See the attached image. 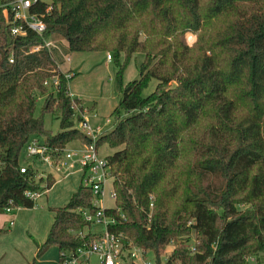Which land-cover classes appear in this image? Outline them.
<instances>
[{"label":"trees","instance_id":"obj_1","mask_svg":"<svg viewBox=\"0 0 264 264\" xmlns=\"http://www.w3.org/2000/svg\"><path fill=\"white\" fill-rule=\"evenodd\" d=\"M34 10L41 35L12 36L0 18V213L34 207L24 193L54 182L36 177V160L19 171L31 136L54 157L70 141L89 142L78 128L86 104L68 93L75 74L60 71L44 46L64 40L68 52L109 53L114 67L113 125L95 147L113 150L104 159L114 206L104 212L122 247L149 250L154 264H246L264 252V0H49ZM134 54L143 56L137 76L124 83ZM47 114L58 131L45 126ZM82 180L64 205L48 208L46 237L22 264H38L50 246L61 261L97 236L79 235L90 225L76 209H96Z\"/></svg>","mask_w":264,"mask_h":264},{"label":"crops","instance_id":"obj_2","mask_svg":"<svg viewBox=\"0 0 264 264\" xmlns=\"http://www.w3.org/2000/svg\"><path fill=\"white\" fill-rule=\"evenodd\" d=\"M60 41L63 44L54 42V46L63 58H56L53 54L52 56L60 71H68L69 75L75 74L67 83L68 93L86 104L81 113L82 117L96 128L99 134L105 133L112 128L110 114L117 103L113 80L114 67L110 59H106L104 52H68L66 42ZM139 61L136 54L130 57L122 76L124 83L137 76ZM81 149L82 144L75 140L64 146V150L67 151ZM106 155L108 154L103 153L100 156ZM57 175L52 174L54 182L35 199L34 207L16 208L12 213H0V228L7 229L6 233L0 235V263L22 264L33 257L34 242L41 243L45 239L52 222L53 212L48 208L62 206L68 201L80 182L82 171L78 165L73 164L67 168L64 176ZM41 197L43 198L39 201ZM103 230L101 225L93 224L85 227L82 234L89 232L96 235ZM261 256V253H258L250 257L246 264H262L259 259ZM40 258L37 260L38 264Z\"/></svg>","mask_w":264,"mask_h":264},{"label":"built area","instance_id":"obj_3","mask_svg":"<svg viewBox=\"0 0 264 264\" xmlns=\"http://www.w3.org/2000/svg\"><path fill=\"white\" fill-rule=\"evenodd\" d=\"M40 2L47 3L49 0H0V18H3L6 23L9 22V33L12 36L23 35L26 30L37 35L44 32L45 24L41 14L38 15L34 10L35 5ZM48 9L47 7L45 11ZM191 35L193 37L194 34L185 35L186 42L191 39ZM44 46L49 50L51 42L45 41ZM39 48V45H32L28 48V51L35 52ZM9 58L11 57L9 56ZM106 59H110L108 53H106ZM49 82L55 83V79H49L43 85H48ZM78 128L89 138V142L83 144L82 149L79 151H67L63 148L60 154L54 157L43 145L41 138L37 136H31L22 149V157L25 160H36L44 166L43 171L35 172L36 177H44L53 173L64 176L67 168L73 164L78 165L83 173L82 183L90 187L92 205L96 209L89 212L86 209L78 208L76 212L82 216L88 225L97 224L104 228L103 232L96 234L97 236L89 242L86 248H78L73 252L63 253V259L58 261V264H89V257L93 255L97 259V264H120L124 258L136 264H154L153 255L149 250L133 245L123 248L118 237L106 230V226L114 222L112 218L105 214L103 205L104 188L111 176L106 160L98 154L95 147V141L99 135L98 130L92 127L82 115ZM24 169L25 165L19 167L20 172H24ZM41 193L42 191H26L24 195L35 200ZM107 196L114 200V191L111 184L107 190ZM13 211L14 209L10 208L4 209L6 213H12ZM79 235H82L81 231ZM172 243L170 241L168 244ZM190 248L192 247L190 246ZM149 254H151V257H149Z\"/></svg>","mask_w":264,"mask_h":264},{"label":"rangeland","instance_id":"obj_4","mask_svg":"<svg viewBox=\"0 0 264 264\" xmlns=\"http://www.w3.org/2000/svg\"><path fill=\"white\" fill-rule=\"evenodd\" d=\"M196 37H197V34H194L193 37L191 35V39H189L188 42H186L185 38L183 39V42H184L185 45L191 46L195 42ZM52 41L53 40L50 41L51 42V47L49 48L51 54H53L56 58H63V56L55 49L54 42H56L55 44H57V43L63 44V43L60 40H54L53 42ZM136 55H138V58L139 59H142L143 58V56L141 54H136ZM154 84H155V80L154 79H151L150 82L148 83L147 88L144 90L143 93L146 94L149 91H151L153 89ZM41 103H42V97H37L35 114H37L38 109H39ZM44 124H45V126L47 128H50L53 132H56V131L59 130V128H58V120L52 114L45 115V117H44ZM112 151L113 150L110 149V148H108L106 145H101L99 147L98 154L99 155H103V153L110 154ZM28 162H31V160H27V161L23 160L22 153H21V155H20V164L25 165ZM34 163H35V165H36V167H37L38 170H43L44 169V166L41 163H39L38 161H35ZM58 176H60V175H57V177ZM110 184H111V178H109L107 180V185L104 188L105 194H104V197H103V205H104L105 208H112L114 206L113 200L110 199L107 196V190L109 189ZM42 198L43 197H41L38 200L40 201V200H42ZM44 208L46 209V206ZM99 228H100V226H99ZM183 238H185V237H183ZM186 238H188V240L186 242H184L185 246H188V247L192 246V243H193L192 237L189 236V237H186ZM178 242H181V241L178 240L177 243ZM173 245H174V243L168 244L164 248V250L161 251L159 257L161 259L165 258L168 255V253L171 250V248L173 247ZM261 255L262 256L259 257L260 263L264 264V260H263L264 252H261ZM149 257H151V254H149ZM250 257H252V256H250ZM40 264H58L56 247L50 246L46 250V252L40 258ZM89 264H97V259H96V257L94 255L89 257Z\"/></svg>","mask_w":264,"mask_h":264}]
</instances>
